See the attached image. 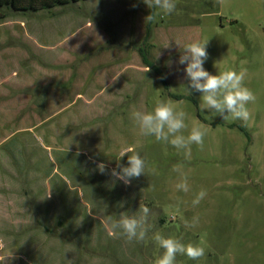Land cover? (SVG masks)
I'll return each instance as SVG.
<instances>
[{"label":"rangeland","instance_id":"374dc122","mask_svg":"<svg viewBox=\"0 0 264 264\" xmlns=\"http://www.w3.org/2000/svg\"><path fill=\"white\" fill-rule=\"evenodd\" d=\"M155 11L142 0H85L0 20V264H154L163 251L156 232L205 248L198 260L178 255V264H264V0H176L172 14L145 21ZM194 39L208 40L210 74L247 70L256 96L247 122L223 120L199 92L185 93L178 60ZM141 47L166 86L148 68L126 72L124 65L145 68ZM107 55V64L121 65L117 74H132V85L112 102L107 94L73 101L87 88L74 77L80 67ZM166 99L185 111V134L208 126L190 156L139 136L130 118ZM130 149L147 167L125 184L111 171L127 165L120 157ZM176 164L184 165L187 193L175 187ZM201 188L207 195L193 206ZM141 206L154 213L145 240L114 235L108 216L139 214ZM194 216L198 225L187 226Z\"/></svg>","mask_w":264,"mask_h":264},{"label":"clouds","instance_id":"9594fccd","mask_svg":"<svg viewBox=\"0 0 264 264\" xmlns=\"http://www.w3.org/2000/svg\"><path fill=\"white\" fill-rule=\"evenodd\" d=\"M143 2L149 9L158 10L145 17V21L148 22H155L161 13L170 15L176 10V0H143ZM207 42L208 40L194 39L184 45L179 56L178 63L185 65L183 71L188 81L187 86L184 87L185 93L190 95L192 91L199 92L204 107L223 120L231 118L247 122L251 118L248 105L256 101L253 91L245 85L247 70L226 69L215 75L210 74L203 67L208 59ZM130 118L138 129L139 136L154 137L158 142L170 144L177 150H183L186 157L191 155L192 145L203 147L207 134L208 126L203 123L192 126L185 134L188 128L185 122L186 113L178 110L176 102L171 99L158 100L150 111L146 108L133 109ZM129 151L132 154L125 152L120 157V159L127 157V165L117 163V168L111 171L113 177L125 184L144 176L147 167L145 158L138 151L135 149ZM105 167L104 163L97 164V169L101 173L104 172ZM183 169V164H176L173 167V171L179 176L175 187L178 191L187 193L190 186ZM206 195V189L201 188L192 200V205H199ZM153 215L149 207L141 206L139 214L122 211L118 218L109 215L108 221L114 235L123 236L128 243L142 242L153 227L149 223ZM184 223L189 227H195L199 223V217L194 216L191 221L185 220ZM153 239L163 250L154 264H178V255H185L190 260H198L205 255V248L199 243L185 244L179 238L165 236L160 232L154 233Z\"/></svg>","mask_w":264,"mask_h":264},{"label":"crops","instance_id":"0c3cea01","mask_svg":"<svg viewBox=\"0 0 264 264\" xmlns=\"http://www.w3.org/2000/svg\"><path fill=\"white\" fill-rule=\"evenodd\" d=\"M107 57H109V56L107 55L105 60L102 63L100 62V64H97L96 66L93 64L87 65L85 63L80 67V69H79L80 73H76V75L74 77H75V79L81 78L83 80V83H81L82 86H84V84H85L84 81H87L88 83L85 85V86H87V88H85L83 91H81V90L76 91L74 94L73 101L80 100V101H84L87 103H91V102L95 101L98 98V96H101L103 94H107L108 96L106 98H103V100L105 102H112L114 99H116L117 97L120 96L119 94L123 93V91H121L120 86L132 85V74H129L130 75L129 76L128 73H126L127 71L133 69L136 71H144L145 72L147 69L146 67L145 68H141V67L136 68L135 64H132V68L130 65H124L126 72L124 71L125 73H123V75H120V74H117V72H119L121 65L120 64L115 65V63L114 64L111 63L110 65L107 64L106 63ZM119 65H120V67L115 70L114 67H117ZM100 71H102L103 74ZM71 77H72L71 70L69 68H66L65 72H64V79H63V80H65V85H64L65 87H67V85H68L67 82H68L69 78H71ZM75 79H74V81H75ZM121 82H123V84H121ZM72 85H75V84L72 83ZM90 87H94V88L90 89ZM111 87H114L115 89H112ZM65 96H66V94H65Z\"/></svg>","mask_w":264,"mask_h":264},{"label":"trees","instance_id":"16d2710c","mask_svg":"<svg viewBox=\"0 0 264 264\" xmlns=\"http://www.w3.org/2000/svg\"><path fill=\"white\" fill-rule=\"evenodd\" d=\"M85 0H0V20L10 14H34L39 11H49L56 7H64L69 4H74ZM143 1V0H142ZM149 36V29L146 28L145 40ZM143 65L156 72L157 77L163 86H166V81L161 70H159L148 58V53L145 48L141 47L138 50Z\"/></svg>","mask_w":264,"mask_h":264}]
</instances>
